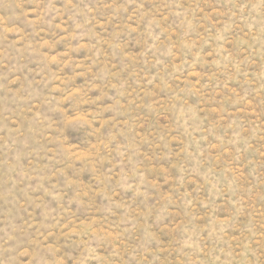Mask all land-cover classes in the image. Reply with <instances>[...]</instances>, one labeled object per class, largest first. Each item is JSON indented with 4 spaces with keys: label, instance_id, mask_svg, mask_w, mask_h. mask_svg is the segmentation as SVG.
Masks as SVG:
<instances>
[{
    "label": "rangeland",
    "instance_id": "374dc122",
    "mask_svg": "<svg viewBox=\"0 0 264 264\" xmlns=\"http://www.w3.org/2000/svg\"><path fill=\"white\" fill-rule=\"evenodd\" d=\"M0 264H264V0H0Z\"/></svg>",
    "mask_w": 264,
    "mask_h": 264
}]
</instances>
